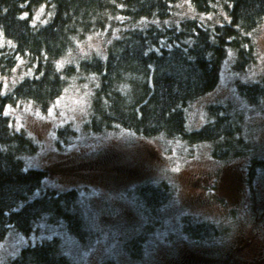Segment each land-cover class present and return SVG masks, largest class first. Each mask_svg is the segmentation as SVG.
Instances as JSON below:
<instances>
[{
  "label": "rangeland",
  "instance_id": "rangeland-1",
  "mask_svg": "<svg viewBox=\"0 0 264 264\" xmlns=\"http://www.w3.org/2000/svg\"><path fill=\"white\" fill-rule=\"evenodd\" d=\"M225 10L222 4L204 16L192 0H176L172 15L162 24L200 18L215 25L227 18ZM52 15V6L42 5L34 10L32 20L44 25ZM105 18L102 30L78 40L74 50L58 61L61 70L94 57L105 59L108 45L122 31L149 25L146 21L128 25L117 14ZM253 36L257 61L238 74L235 54L230 52L216 88L195 99L186 111L189 131L205 126L210 105H224L241 115L244 136L256 147L245 158L216 162L211 145L142 137L119 127L91 133L86 125L99 82L82 73L68 79L63 94L45 111L30 101L7 104L4 114L12 130L39 147L24 164L47 172L42 190H77L72 212L81 221L83 240L72 235L63 220L52 223L45 217L28 235L8 232L0 242V264H12L22 249L53 239L70 264H211L213 258L227 264L229 252L235 264H264V169L249 168L252 161L264 159V101L251 106L238 90L241 84L264 78V26ZM0 49L13 52L2 33ZM35 66L22 57L12 70L0 74V97L30 76ZM64 130L69 135L59 136ZM151 187L168 192L167 199L154 207L141 196ZM247 244L251 247L244 250ZM257 244L261 256L255 257ZM189 253L194 259L186 258Z\"/></svg>",
  "mask_w": 264,
  "mask_h": 264
},
{
  "label": "trees",
  "instance_id": "trees-1",
  "mask_svg": "<svg viewBox=\"0 0 264 264\" xmlns=\"http://www.w3.org/2000/svg\"><path fill=\"white\" fill-rule=\"evenodd\" d=\"M176 0H0V33L13 52L0 49V74L12 70L22 57L35 62L33 73L0 97V242L11 230L22 235L45 217L63 220L71 234L83 240L81 221L72 211L77 190L58 193L42 190L47 172L27 169L24 159L39 147L22 132H14L4 114L7 104L30 101L45 111L64 92L76 74L95 76L98 87L87 129L102 134L119 127L142 137L181 138L191 145H211L216 162L245 158L256 147L244 136L241 115L224 105H210L208 121L189 131L190 104L213 91L223 61L233 52L235 71L244 73L257 61L254 36L264 26V0H192L204 16L224 5L227 18L209 24L200 18L178 25L162 24ZM50 5L53 15L44 25L33 23L34 10ZM27 13V15H24ZM120 15L126 24L148 22L144 28H127L108 45L105 59L92 58L63 70L58 61L73 51L78 40L104 27L108 14ZM104 19V20H103ZM154 21V22H153ZM240 95L251 106L264 101V78L241 84ZM69 135L67 130L59 136ZM73 134V132L71 133ZM250 141V142H249ZM264 169V159L249 168ZM253 177V176H252ZM142 198L149 207L168 197L166 189L148 188ZM57 239L21 250L12 264H70L61 255Z\"/></svg>",
  "mask_w": 264,
  "mask_h": 264
},
{
  "label": "flooded vegetation",
  "instance_id": "flooded-vegetation-1",
  "mask_svg": "<svg viewBox=\"0 0 264 264\" xmlns=\"http://www.w3.org/2000/svg\"><path fill=\"white\" fill-rule=\"evenodd\" d=\"M249 247H251V246L247 244V245H245V246L243 247V249H244V250H247V249H249ZM252 249H253V247H252ZM254 249H255V253H254L255 257H257V256H261V255H264L263 253H262L261 255L258 254V253L261 251V248L259 247L258 244H257V246H256ZM222 250H224V248H223ZM228 255H229V257H228L226 263H227V264H235V263H236V259L232 256V253L229 252ZM184 258H185V257H184ZM186 258H187L188 260H190V258L194 259L192 253H189L188 256H187ZM186 258H185V259H186ZM225 258H226V257H222L220 260H224ZM183 262H184V261H182V263H183ZM211 264H219V259H217V258H213Z\"/></svg>",
  "mask_w": 264,
  "mask_h": 264
},
{
  "label": "snow or ice",
  "instance_id": "snow-or-ice-1",
  "mask_svg": "<svg viewBox=\"0 0 264 264\" xmlns=\"http://www.w3.org/2000/svg\"><path fill=\"white\" fill-rule=\"evenodd\" d=\"M24 15H27V13H25Z\"/></svg>",
  "mask_w": 264,
  "mask_h": 264
}]
</instances>
